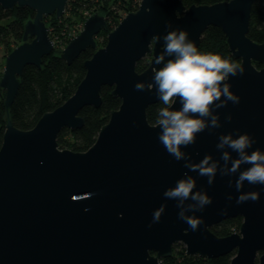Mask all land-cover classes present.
<instances>
[{"label":"water","instance_id":"1","mask_svg":"<svg viewBox=\"0 0 264 264\" xmlns=\"http://www.w3.org/2000/svg\"><path fill=\"white\" fill-rule=\"evenodd\" d=\"M254 2L186 7L182 0H140L136 10L107 33L100 48L94 37L105 28L104 16L93 13L84 20L81 30L59 51L70 64L86 48L94 50L83 62L85 74L73 94L28 130L6 120L0 146V264H161L175 244H181L187 256L212 260L234 252L229 264H264V185L245 181L242 191L259 192V200L238 205V173L221 176L217 171L214 183L208 185L207 177L190 172L158 141L159 127L147 122V108L159 102L155 88L134 89L137 82L146 86L152 82V68L159 67L153 61L163 51L162 39L155 37L166 34V22L186 31L196 47L209 27L218 28L232 58L245 69L243 75L228 80L229 90L240 101L217 109L221 127L198 133L196 143L182 151L194 163L210 155L223 164L216 148L218 137L228 133L235 137L238 129L256 141L249 153L256 148L264 152V43L247 36ZM66 3L0 0L5 10L27 7L34 12L23 26L21 42L4 59L0 89L6 109L23 69L39 68L41 59L53 51L44 18L61 17ZM148 55L149 64L137 72L136 63ZM103 86L112 88L110 95L120 104L109 113L94 143L83 152L59 149L58 133L82 127L80 110L99 107ZM173 107H181L178 99ZM229 114L232 119L226 121ZM226 150L236 158L235 152ZM247 167L241 165V170ZM185 172L196 181L193 191L202 189L212 198L202 212L187 213L203 218L195 232L178 219L176 201L163 196ZM229 194L231 201L226 198ZM161 204L165 211L160 221L151 223ZM237 217L241 218L237 232L224 237L211 232L213 226Z\"/></svg>","mask_w":264,"mask_h":264},{"label":"clouds","instance_id":"2","mask_svg":"<svg viewBox=\"0 0 264 264\" xmlns=\"http://www.w3.org/2000/svg\"><path fill=\"white\" fill-rule=\"evenodd\" d=\"M165 29L166 34L155 37L157 41L162 39L163 51L153 61L159 67L152 68V82L147 86L142 82L134 85L137 91H153L155 88L157 99L164 105L159 109L156 120L160 129L157 134L158 141L176 161H184L183 166L190 172L207 177L208 185L214 183L217 171L221 176L238 173L235 180V188L239 193L236 204L258 201L259 192L242 191L245 181L250 185H264V152L259 148L250 153L247 151L256 143L248 133H239L237 129L235 137L233 133L219 135L216 148L221 151L220 160L223 164L210 155H205L198 163H194L190 154L182 151V147L187 148L196 143L198 133L221 127L217 109L226 107L228 102L239 103L240 97L229 90L231 85L228 80L230 76L243 75L244 67L222 58L219 54L199 52L189 40L186 31L172 28L171 23L166 22ZM177 99L181 105L179 109L173 107ZM231 119L230 114L225 117L226 121ZM226 149L235 152L236 158ZM241 165L249 167L241 170ZM228 185L232 187L231 180ZM194 188L195 179L185 172L175 182L174 187H168L163 192L165 198L176 201L178 219L185 222L193 232L203 224V218L187 213L202 212L212 203V198L204 190L193 191ZM226 198L228 201L233 199L231 194ZM187 201L191 202L186 203ZM164 211L165 204H161L154 210L151 223H158ZM226 211L227 209L222 210V214Z\"/></svg>","mask_w":264,"mask_h":264},{"label":"trees","instance_id":"3","mask_svg":"<svg viewBox=\"0 0 264 264\" xmlns=\"http://www.w3.org/2000/svg\"><path fill=\"white\" fill-rule=\"evenodd\" d=\"M228 0H182L184 6L192 4H213ZM134 2V3H133ZM139 0H67L61 17L53 15L44 18L48 28L49 38L53 42L54 49L41 59V66H26L18 78L19 87L14 100L9 108L3 105L4 91L0 89V146L6 120L20 130L32 128L41 115L52 111L61 105L73 94L76 86L83 78L85 69L83 62L90 58L94 50L86 48L70 64H66L59 57L60 48L75 36L84 20L93 13L103 15L105 28L94 37L96 48L104 46L106 35L122 18V14L136 10ZM34 16L29 8L15 7L5 10L0 6V47L7 55L21 42L22 30L25 22ZM248 38L255 43H264V0H255L251 8L248 26ZM199 52L219 54L222 58L237 64L239 61L232 58L225 43L222 32L215 27H209L201 36L197 46ZM150 56L139 60L135 69L143 71L149 64ZM256 68L260 65L255 64ZM3 64L0 65V76ZM112 88L103 86L100 90L101 104L98 108L85 107L79 115L83 119V125L76 130L63 129L57 135L56 142L59 149H68L73 152L87 150L95 141L97 133L104 125L112 110L118 108L120 100L110 95ZM164 107L161 101L151 105L146 110V119L149 124H156L158 111ZM241 218L225 220L212 228L218 237H224L237 232ZM172 254L161 260V264H229L234 252L207 260L198 256L185 255V249L181 244L172 247Z\"/></svg>","mask_w":264,"mask_h":264},{"label":"rangeland","instance_id":"4","mask_svg":"<svg viewBox=\"0 0 264 264\" xmlns=\"http://www.w3.org/2000/svg\"><path fill=\"white\" fill-rule=\"evenodd\" d=\"M140 1V0H139ZM135 2H137V0H135ZM134 3V2H133ZM139 3V2H138ZM125 15V13L124 14H122V17ZM50 17V16H49ZM82 27V26H81ZM80 30H81V28H80ZM60 49H63V48H60ZM5 52H3V49H1V47H0V65H2V64H4V59H5Z\"/></svg>","mask_w":264,"mask_h":264},{"label":"flooded vegetation","instance_id":"5","mask_svg":"<svg viewBox=\"0 0 264 264\" xmlns=\"http://www.w3.org/2000/svg\"><path fill=\"white\" fill-rule=\"evenodd\" d=\"M174 246V245H173ZM173 251V250H172Z\"/></svg>","mask_w":264,"mask_h":264}]
</instances>
